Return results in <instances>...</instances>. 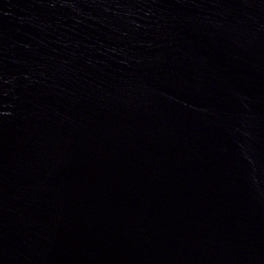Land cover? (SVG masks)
Instances as JSON below:
<instances>
[{
    "label": "water",
    "instance_id": "water-1",
    "mask_svg": "<svg viewBox=\"0 0 264 264\" xmlns=\"http://www.w3.org/2000/svg\"><path fill=\"white\" fill-rule=\"evenodd\" d=\"M0 264H264V0H0Z\"/></svg>",
    "mask_w": 264,
    "mask_h": 264
}]
</instances>
